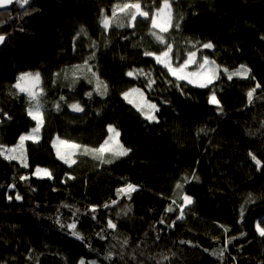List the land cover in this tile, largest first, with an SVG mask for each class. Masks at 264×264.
Segmentation results:
<instances>
[{
  "label": "trees",
  "instance_id": "16d2710c",
  "mask_svg": "<svg viewBox=\"0 0 264 264\" xmlns=\"http://www.w3.org/2000/svg\"><path fill=\"white\" fill-rule=\"evenodd\" d=\"M137 2L155 12L162 0H31L23 8L15 3L0 10V35L5 36L0 44V109L11 117L0 116V144H17L19 136L35 126L27 115V94L10 95L17 92L12 85L22 73L41 74L45 113L40 140L25 141L28 168L0 157V264H79L81 258L96 264H221L209 252L219 251L233 236L237 239L228 246L226 264H264V238L255 230L257 221L264 220V171H257L248 156L252 151L264 162V92L257 90L251 105L246 96L257 81L264 85V40L260 38L264 0H175L172 4L173 23L179 22L181 28H170L164 38L180 54L179 62L189 49L196 50L189 41H212L215 50L202 49L198 60L208 55L229 69L245 64L256 77V81L235 77L228 81L224 76L216 82L223 114L208 103L209 89L181 81L182 95L175 82H166L174 80L167 70L143 55L145 49L159 52L165 47L151 36L150 18L138 17L134 27H128L127 13L112 17L114 5ZM101 9L111 18L107 31L100 23ZM82 27L85 33L77 35ZM93 52V71L109 85V94L90 101L85 93L92 85L85 79L74 88L70 85L73 66L82 65ZM132 68L150 71L156 80L153 87H145L144 77H127ZM132 87L141 88L144 98L157 104L158 123L145 120L123 98L122 93ZM62 95L67 103L79 100L85 111L75 113L63 104L58 112L55 104ZM109 124L131 149L127 156L104 164L82 154L71 168L57 158L53 147L57 137L96 148L107 137ZM202 128L208 131L200 132ZM37 166L49 169L53 179L32 175ZM193 169L199 181L185 189L194 203L176 227L168 228L159 221L166 216L171 223L179 214V209L173 213L165 209L172 200L182 202L184 193L175 185L183 176L190 177ZM65 173L75 179L63 183ZM22 175L29 178L21 181ZM126 182L138 186L131 199L116 194ZM249 193L255 201L246 205L241 221L240 206ZM17 194L21 200L15 199ZM112 200H118L117 205L103 207ZM90 205L98 206L95 221L91 213L83 215ZM75 209H80L78 228L90 247L55 223L57 215L71 222ZM109 218L117 230H107L101 240L96 233L106 228ZM218 225L230 232L225 234ZM109 253L111 259H105Z\"/></svg>",
  "mask_w": 264,
  "mask_h": 264
},
{
  "label": "snow or ice",
  "instance_id": "6c2138e0",
  "mask_svg": "<svg viewBox=\"0 0 264 264\" xmlns=\"http://www.w3.org/2000/svg\"><path fill=\"white\" fill-rule=\"evenodd\" d=\"M20 4L23 8L25 5L30 4L31 0H0V9L7 8L9 5L13 3ZM175 3V0H162V3L159 4V7L156 8L155 12H152L151 9L144 10L141 3H124L123 5H114L112 9V17H116L118 13H127L131 16V21L128 24V27H134V22L137 21L138 17H143L145 20L151 19L152 21V29H159L157 31H150L152 37L155 38L156 41L159 42L161 45H165L164 49L157 52L145 49L143 55L145 57H152L156 64L162 65L166 70L167 73L174 78V80L166 81L169 84H173L175 82V86L178 90L181 91V94H184L183 86L179 83L181 81L186 82L187 85H193L198 88L202 89H209V96H208V103L216 107L217 112L223 114L224 109L221 104L220 99H218V93L216 91V82L221 81L222 77L226 76L228 81H233V78L239 79H251L256 81V77L252 75V70L245 64L239 65L238 68L229 69L226 66H222L218 64L215 60L209 59L208 55H203L202 60L197 59V53L201 52L202 49L208 50H215V45L212 41H208L205 43H200L196 41L192 43L189 41L188 43L191 44L192 48L196 50L193 51L189 49L187 51V57L179 62L181 59L180 54L174 53L173 51V44L166 43L165 38L160 33H167L170 28L175 27L177 30L181 28L179 22L173 23V7L172 4ZM151 13V15H150ZM101 21L100 23L103 26L105 31L108 30L111 18L108 17L104 10L101 9ZM183 19V16L180 17ZM125 25L120 24L119 27H124ZM85 33V29L82 27L80 32L77 35ZM261 40H264V35H262ZM125 40L128 37H124ZM76 38L74 37L73 43V50H76ZM5 42V36L0 35V44ZM199 45V47H197ZM95 59V52L90 54L85 60L82 65H75L73 66V76L74 79L72 84L70 85L71 88H74L76 83L80 79H85L88 84L92 85L90 91L85 93V96L89 98L90 101L94 100L95 96L104 97L109 94V85L100 78L97 72L93 71L94 65L90 63V61ZM123 59V57H122ZM192 65H196L195 71H190L189 68ZM86 70L85 74L82 76H76L77 72H82ZM86 73H91V77L89 78ZM40 73L37 72L35 74L32 73H22L18 78L12 88L16 89V93H11L10 95H17L18 93H26L28 96V107L26 109L27 115L35 122V126L26 134H21L18 138V143L12 147H6L3 144H0V157H3L5 160L8 161H18L22 167L28 168L29 164L27 161V156L25 153V141L31 140L33 142H38L40 140V132L41 129L45 125V113L43 111V104L41 103V97L44 95L43 89L39 87L40 85ZM127 77H130L134 80H138L140 77H144L147 80V84L145 87L152 88L153 85L156 83L155 79H152V73L150 71H145L141 68H132L125 73ZM55 82V81H54ZM260 90L264 92V85H261L258 81L254 84V86L249 89L246 93L248 104L251 105L254 101V94ZM123 98L128 101L129 104H132L134 108L144 117L145 120L149 122H159L157 119V113L159 112V107L155 103L149 102L147 99L144 98V92L141 88L132 87L129 88L128 91L122 93ZM138 96L140 102H134L131 98L133 96ZM167 103V101H165ZM67 104V107L70 108L75 113H82L85 111V107L82 106L79 100H76L73 103H67L65 96H60L59 100L55 104L56 110L62 111V105ZM0 116L11 119L7 113L3 112L0 109ZM3 120L0 119V123ZM200 132L206 133L207 129H200ZM107 137L104 139L103 143L96 148H89L87 146H82L79 144H71L66 140H61L59 137L53 142V147L57 149L56 155L57 158L67 164L70 168L72 165L76 164L77 161L73 159V156L76 154L77 151H81L84 155H92L93 159L100 160L101 163L104 164H111L114 162L115 159L120 157H125L129 154L131 149L126 148L120 142V135L121 133L117 130V128L111 124L107 126ZM57 144L65 146L70 151L62 153L60 148L57 147ZM109 156L111 158H109ZM248 156L254 162L257 171H264V162L258 158L257 154L249 151ZM32 175L38 178H45L53 179V173L49 171L47 168H42L37 166L35 171ZM28 176H20L21 181L27 180ZM75 179L74 176L65 173V180L62 181L66 183L67 180ZM182 181V182H181ZM181 181H177L175 188L180 190L183 195L180 196L181 203H178L177 200H172L171 203L166 207L165 213H173L176 209H179V214L176 215L175 219L168 223L167 217L162 216L159 223L164 224L168 228L176 227L179 221H182L186 215V209L188 206L194 203L193 197L191 195L186 194L185 186L191 184L192 181H199V176L196 174L195 169H193L190 177L183 176ZM9 188H14L15 185H9ZM138 186L132 183L126 182L124 186L118 188L116 190L117 197L120 196H127L131 199V194L137 191ZM8 199L11 200L12 197L8 196ZM16 200H21L22 197L17 194L15 197ZM255 201V197L251 193L245 199V203L240 206V217L241 221H243L246 211V205L249 203H253ZM118 200H112L111 205L105 204L103 207L109 208L112 205H117ZM175 205V208L173 207ZM62 207L69 208L71 210L72 206L68 204L62 205ZM98 206L90 205L86 213L83 215H87L91 213L92 220H97L98 217L96 216ZM127 211H130V208L125 209V214ZM80 209H75L72 211V218L71 222L65 223L60 215L54 217L55 223L59 226L62 231L67 232L71 236L75 237L77 240L85 242L86 246L90 247V242L86 241L85 236L79 231L78 225L80 224ZM117 215H120L119 213ZM218 227L223 229L225 234L230 232V229L224 225H218ZM117 230V224L113 222L111 218L107 221L106 228H101L99 232L96 233L99 239H105V233L107 230ZM255 230L259 234L260 237L264 238V220H258L255 224ZM241 236H246V233H241ZM159 239V236H157ZM237 239V237L233 236L225 240L224 247L219 251H212L209 252L210 255L216 256L220 261L221 264H226L225 255L227 253L228 246L232 244V240ZM127 241H125L126 243ZM182 244H192L191 241H181ZM198 247V245H193ZM205 252H208V249H204ZM105 259H111V253L105 256ZM165 259H168L165 257ZM235 257H233V261H235ZM79 264H96L95 261H85L83 258L79 261Z\"/></svg>",
  "mask_w": 264,
  "mask_h": 264
},
{
  "label": "rangeland",
  "instance_id": "374dc122",
  "mask_svg": "<svg viewBox=\"0 0 264 264\" xmlns=\"http://www.w3.org/2000/svg\"><path fill=\"white\" fill-rule=\"evenodd\" d=\"M153 31H157V32H159V29H154ZM161 35H163L164 36V33H160ZM189 70L190 71H195L196 70V65H192V66H190V68H189ZM84 71H86V70H84ZM39 87L40 88H42V86H41V77H40V85H39ZM133 100H134V102H137V103H139L140 102V99H139V97L138 96H133V97H131ZM55 141V140H54ZM18 143V142H17ZM69 143H71V142H69ZM71 144H74V143H71ZM16 145V144H15ZM15 145H13V146H15ZM12 147V146H11ZM57 147H59L60 148V150H61V152L62 153H65V152H67V151H70V149H67L65 146H63V145H59V144H57ZM55 151H57V149L55 148ZM25 153H26V151H25ZM83 153L81 152V151H77L76 152V154L73 156V159H77V157L79 156V155H82Z\"/></svg>",
  "mask_w": 264,
  "mask_h": 264
},
{
  "label": "water",
  "instance_id": "95a60500",
  "mask_svg": "<svg viewBox=\"0 0 264 264\" xmlns=\"http://www.w3.org/2000/svg\"><path fill=\"white\" fill-rule=\"evenodd\" d=\"M14 4H15V2H14L12 5H9L7 8H10V7H12ZM7 8L0 9V10H5V9H7Z\"/></svg>",
  "mask_w": 264,
  "mask_h": 264
}]
</instances>
